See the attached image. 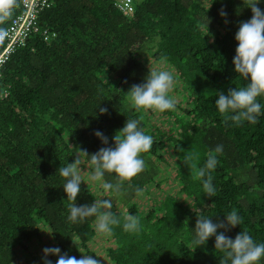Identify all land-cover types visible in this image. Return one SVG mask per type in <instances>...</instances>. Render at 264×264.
<instances>
[{"label":"trees","instance_id":"16d2710c","mask_svg":"<svg viewBox=\"0 0 264 264\" xmlns=\"http://www.w3.org/2000/svg\"><path fill=\"white\" fill-rule=\"evenodd\" d=\"M21 3L0 29L21 12ZM117 3L53 0L39 15L40 31L0 70V91L10 93L0 101V264H31L25 262L27 252L36 253L44 235L61 254L77 259L88 254L101 264H221L225 253L215 249V237L197 246L193 230L198 216L226 223L233 209L242 223L217 234L235 239L246 231L264 243V107L257 123L237 126L225 124L215 106L220 92L227 95L247 83L232 61L235 34L241 22L251 19V9L243 0H132L129 13ZM258 7L264 11V0ZM162 60L174 72L175 91L183 98L175 110L136 112L126 92L144 83L149 66L160 68ZM258 102L264 105V97ZM101 107L107 113L100 114ZM141 116L140 127L153 138L151 150L141 154L145 170L124 183L121 195L84 180L75 201L77 206L97 199L113 202L111 211L121 224L112 234H102V260L93 248L101 236L95 217L75 224L67 219L70 202L59 168L73 162L78 148L91 155L114 146L112 138L126 120ZM96 131L108 137V145ZM217 145L223 152L210 171L215 196L209 198L193 175ZM162 165L173 170L167 173L178 188L175 194L163 189L168 174L163 175ZM104 180L115 183V176L106 173ZM137 187L142 196H136ZM153 191L162 196L149 208L145 201L156 197ZM126 214L140 218V231H124ZM50 257L56 264L58 256Z\"/></svg>","mask_w":264,"mask_h":264},{"label":"clouds","instance_id":"9594fccd","mask_svg":"<svg viewBox=\"0 0 264 264\" xmlns=\"http://www.w3.org/2000/svg\"><path fill=\"white\" fill-rule=\"evenodd\" d=\"M259 2L260 0H243L244 5L251 9L252 17L239 24L235 34L238 46L232 62L234 71L247 83L243 87L230 89L227 95L223 92L219 93L215 106L224 116L225 124L229 121L237 126L245 121L255 124L264 107L258 102L259 97H264V11L258 7ZM18 6L19 0H0V24L5 23L11 17L14 8ZM220 15L226 17L227 13L221 9ZM4 34L5 30L0 29V36ZM164 63L165 61L162 60L160 68L149 66L145 82L133 84L126 92V100L131 109H135L136 112L151 110L159 113L175 110L177 100L170 95L175 86V76L173 71L163 67ZM107 111V108H99L100 114H105ZM142 119V116L127 119L124 127L112 138L114 146L102 147L91 155L86 150L78 148L73 162L59 168V174L65 180L63 190L70 202L68 205L70 214L67 217L69 222L83 223L87 218L95 217L94 227L97 234L108 235L112 234L113 226L121 224L120 218L111 211L113 208L111 199H97L91 205L82 206H77L75 201L81 191V183H85L84 175H87L90 182H100L106 193L121 195L125 191L124 183L130 182L145 170L146 163L141 158V154L151 150L153 138L145 134L144 129L140 127ZM94 135L104 145H108L109 139L102 132L96 131ZM222 152L223 146L217 145L208 155L204 166L196 169L193 175L194 180L202 182L203 191L209 198L215 196L210 171L216 168L217 154ZM84 158H87V171H82V166L85 165ZM185 160L191 161L192 156L185 157ZM106 173L114 174L115 183L104 180ZM135 194L138 197L142 196L143 190L137 187ZM225 220L226 223H213L211 218L198 216L193 230V244L204 245L214 236L215 249L225 253L221 264H229V262L230 264H260V261L264 259V243H256L246 231L238 233L235 239L229 238L224 232L217 234L218 229L227 231L242 223V218L235 209L225 216ZM123 221L124 231L130 233L140 231L138 216L126 214ZM43 253L44 264H52L47 259L49 255L58 256L56 264H101V260L96 256L82 254L81 258L77 259L67 253L61 254L59 247H46Z\"/></svg>","mask_w":264,"mask_h":264},{"label":"built area","instance_id":"2783aa9c","mask_svg":"<svg viewBox=\"0 0 264 264\" xmlns=\"http://www.w3.org/2000/svg\"><path fill=\"white\" fill-rule=\"evenodd\" d=\"M53 4V0H22V9L11 21L5 30V46L0 51V70L8 61L13 53L25 46L29 36L40 31L39 15L42 11L48 9ZM118 7L124 12H132V0H118ZM44 38L50 40L48 32H45ZM9 90L0 91V101L9 97Z\"/></svg>","mask_w":264,"mask_h":264},{"label":"rangeland","instance_id":"374dc122","mask_svg":"<svg viewBox=\"0 0 264 264\" xmlns=\"http://www.w3.org/2000/svg\"><path fill=\"white\" fill-rule=\"evenodd\" d=\"M171 93H173L175 95L174 98L177 100V102L181 101V99L183 98L180 95L181 92L178 91V93H177L175 91V86H174V89L172 90ZM161 168L164 170L163 175L164 174H168L167 171H169V173L173 172L172 169L171 170L169 168L167 169V166L165 167L164 165H162ZM87 170H88L87 168L82 169V171H87ZM166 176L168 177V179L163 184V189H164V191H167V192L173 190L174 191V194H175V192L178 191V188L177 187H174V184L172 183L171 174H168ZM83 179L86 180L87 183L90 182L88 180L87 175H84L83 176ZM93 183L95 184V186H99V184H100V182H93ZM152 194H154V195L156 194V197L153 196V195H149V196L146 197V201H145V202H147V205H148L149 208H151L154 205V203L157 202V200H159L160 197L162 196L161 191L160 192H157V193H155L153 191ZM111 197H112V195H111ZM119 206L121 207L120 203H119ZM104 239H106V238H104L103 235L101 234V236H99L97 238V244L95 246H93L94 250L101 256L102 260H105V258H104L105 255H104V252H103V247L101 248L102 244L105 245V243H104L105 240ZM48 241H49L48 236L47 235H44L43 240L42 241H39L38 244H37L36 253H34V251H32V250L27 252V256H26L25 262L27 261V262H29L31 264H41V262H44L43 249L46 248V246H48V245L50 247H52L51 244L48 243ZM33 255H35V257ZM47 259L51 261L50 255L47 257Z\"/></svg>","mask_w":264,"mask_h":264}]
</instances>
